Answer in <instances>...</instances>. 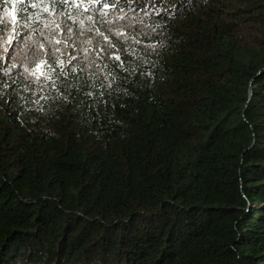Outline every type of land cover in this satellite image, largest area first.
I'll use <instances>...</instances> for the list:
<instances>
[{
    "label": "trees",
    "instance_id": "trees-1",
    "mask_svg": "<svg viewBox=\"0 0 264 264\" xmlns=\"http://www.w3.org/2000/svg\"><path fill=\"white\" fill-rule=\"evenodd\" d=\"M7 29L0 264H264V0H0Z\"/></svg>",
    "mask_w": 264,
    "mask_h": 264
},
{
    "label": "rangeland",
    "instance_id": "rangeland-1",
    "mask_svg": "<svg viewBox=\"0 0 264 264\" xmlns=\"http://www.w3.org/2000/svg\"><path fill=\"white\" fill-rule=\"evenodd\" d=\"M21 26L17 25V22L13 23L12 29H18ZM10 28V27H9ZM9 38H11V43H9ZM25 38H23L22 34L15 33L13 36L11 32L7 29L6 34H0V43L3 45L1 51L9 47L7 50V54L12 59V62H17L18 57L23 56L25 49L23 46Z\"/></svg>",
    "mask_w": 264,
    "mask_h": 264
},
{
    "label": "snow or ice",
    "instance_id": "snow-or-ice-1",
    "mask_svg": "<svg viewBox=\"0 0 264 264\" xmlns=\"http://www.w3.org/2000/svg\"><path fill=\"white\" fill-rule=\"evenodd\" d=\"M33 7H35V5H33ZM45 11H47V9H45ZM13 19H15V16H14V14H13ZM9 43H11V38H9V41H8ZM37 72H40V69H39V67L37 68V70L36 71H34L32 74L33 75H36L37 74ZM40 75H45V73H43V72H40Z\"/></svg>",
    "mask_w": 264,
    "mask_h": 264
},
{
    "label": "bare ground",
    "instance_id": "bare-ground-1",
    "mask_svg": "<svg viewBox=\"0 0 264 264\" xmlns=\"http://www.w3.org/2000/svg\"><path fill=\"white\" fill-rule=\"evenodd\" d=\"M153 90V89H152ZM144 93V92H143ZM146 94V93H145Z\"/></svg>",
    "mask_w": 264,
    "mask_h": 264
}]
</instances>
